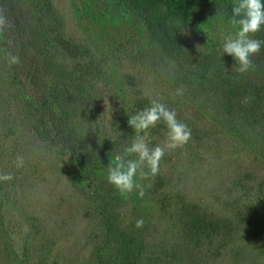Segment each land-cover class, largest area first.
<instances>
[{
    "label": "rangeland",
    "instance_id": "rangeland-1",
    "mask_svg": "<svg viewBox=\"0 0 264 264\" xmlns=\"http://www.w3.org/2000/svg\"><path fill=\"white\" fill-rule=\"evenodd\" d=\"M230 4L172 51L129 0H0V264H264V45L238 73ZM153 98L191 139L125 198L108 168Z\"/></svg>",
    "mask_w": 264,
    "mask_h": 264
},
{
    "label": "clouds",
    "instance_id": "clouds-1",
    "mask_svg": "<svg viewBox=\"0 0 264 264\" xmlns=\"http://www.w3.org/2000/svg\"><path fill=\"white\" fill-rule=\"evenodd\" d=\"M230 23L235 31L227 35L222 33V51L223 54L233 56L236 71L244 74L254 70L252 57L259 54L264 45V40L253 38L264 28V0H236ZM5 25V18L0 16V29ZM12 61L18 62V57L13 56ZM183 92L182 87L176 89L177 95H183ZM127 122L134 129L135 137L123 155L115 156L113 165L108 168L107 180L125 198L136 189H139V195L143 197V188L135 182L137 174L141 179L154 178L159 173L160 162L166 152L184 147L191 139V129L177 119L175 110L158 98H153L150 107L132 115ZM161 122L168 129L166 142L163 146L149 148L146 142L148 131ZM128 156H135L136 159H128ZM17 166H23L22 157H17ZM145 168L148 171H144ZM11 179V175H0V180ZM136 226L142 227L143 221L138 220Z\"/></svg>",
    "mask_w": 264,
    "mask_h": 264
},
{
    "label": "trees",
    "instance_id": "trees-1",
    "mask_svg": "<svg viewBox=\"0 0 264 264\" xmlns=\"http://www.w3.org/2000/svg\"><path fill=\"white\" fill-rule=\"evenodd\" d=\"M229 12L236 0H228ZM129 2L143 15L145 24L153 37L163 36L172 51L180 46V35L190 27L202 10L209 8L211 0H129ZM11 23L7 21V26ZM261 32L264 33V28ZM17 35V34H16ZM11 42L17 41L11 37ZM30 52V50H26ZM38 86L40 85L37 82Z\"/></svg>",
    "mask_w": 264,
    "mask_h": 264
}]
</instances>
